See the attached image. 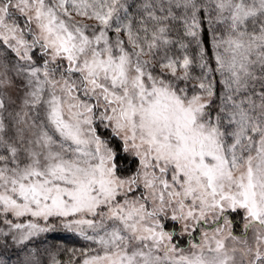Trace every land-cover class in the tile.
Returning <instances> with one entry per match:
<instances>
[{
  "label": "snow or ice",
  "instance_id": "obj_1",
  "mask_svg": "<svg viewBox=\"0 0 264 264\" xmlns=\"http://www.w3.org/2000/svg\"><path fill=\"white\" fill-rule=\"evenodd\" d=\"M12 256L264 264V0H0Z\"/></svg>",
  "mask_w": 264,
  "mask_h": 264
},
{
  "label": "trees",
  "instance_id": "obj_2",
  "mask_svg": "<svg viewBox=\"0 0 264 264\" xmlns=\"http://www.w3.org/2000/svg\"><path fill=\"white\" fill-rule=\"evenodd\" d=\"M59 235L61 237L60 239L49 240L48 243L65 244L67 246H72V245L79 243L78 239L71 237L67 234H59ZM20 258L22 259L23 257L21 256ZM10 264H17V257L16 256L11 257Z\"/></svg>",
  "mask_w": 264,
  "mask_h": 264
}]
</instances>
